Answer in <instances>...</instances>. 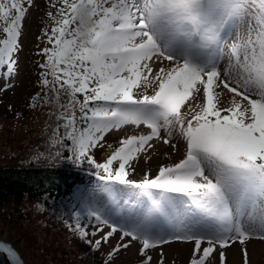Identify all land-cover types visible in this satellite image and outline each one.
<instances>
[{
  "label": "snow or ice",
  "instance_id": "obj_1",
  "mask_svg": "<svg viewBox=\"0 0 264 264\" xmlns=\"http://www.w3.org/2000/svg\"><path fill=\"white\" fill-rule=\"evenodd\" d=\"M35 7L0 0V92ZM44 16L31 106L54 102L50 144L97 178L65 226L108 245L103 264L136 246L140 264H165L174 242L191 245L187 264H227L237 244L249 264L247 244L264 241V0H48ZM158 141L180 158L133 178Z\"/></svg>",
  "mask_w": 264,
  "mask_h": 264
},
{
  "label": "trees",
  "instance_id": "obj_2",
  "mask_svg": "<svg viewBox=\"0 0 264 264\" xmlns=\"http://www.w3.org/2000/svg\"><path fill=\"white\" fill-rule=\"evenodd\" d=\"M39 36L27 53L29 66L34 57L33 95L41 91L37 62L43 58L36 51L44 45ZM37 103L41 114L25 139L18 137L15 125L0 122V239L12 243L25 264H95L93 249H86V242L64 224V219L71 221L70 214L77 210L75 190L95 184L94 166L87 162L77 166L67 158L71 154L65 148L50 144L55 126L50 113L55 111V104ZM57 151L60 157L55 155ZM38 204L45 210L39 211ZM38 231L40 237L35 239ZM63 241L68 247H62ZM0 264H9L2 253Z\"/></svg>",
  "mask_w": 264,
  "mask_h": 264
},
{
  "label": "rangeland",
  "instance_id": "obj_3",
  "mask_svg": "<svg viewBox=\"0 0 264 264\" xmlns=\"http://www.w3.org/2000/svg\"><path fill=\"white\" fill-rule=\"evenodd\" d=\"M36 7L31 10V15L27 18L25 33L23 36V51L20 53L19 70L16 79L13 81V88L0 92V122L4 125L13 124L17 127V135L21 139H25L31 128L34 126L35 121L41 114V107L36 103L35 107H32L31 97L33 96L34 85L36 84V74L32 70L34 57L32 64L29 66V60H27L28 48L30 49L32 43L35 42L37 36L41 34L43 23L46 17L44 13L48 7V0H34ZM39 49L37 48L38 52ZM34 52V50H33ZM28 63V64H27ZM28 65V67H27ZM33 71V72H32ZM4 81L0 80V87H3ZM133 128L126 129L127 134H132ZM123 134H113L108 137L109 142L115 144L117 138H122ZM182 151V149H181ZM106 150H96V157L100 160L104 159ZM168 156H172L173 159L178 160L180 158L179 153L174 152L168 145H164L162 142H155L153 149V159L145 162L141 159L136 163V171L132 173L133 178H140L149 169L154 173L158 166L168 161ZM88 188V187H87ZM80 210L77 207V211ZM90 232L95 230V226L89 227ZM41 231L34 233V238L40 237ZM78 237V236H77ZM79 238V237H78ZM99 237H90L95 239ZM5 240V239H4ZM8 242V240H7ZM117 241L112 240V244ZM58 243V241H57ZM62 247H68L65 241L62 242ZM85 244L86 249H91L92 245ZM249 252V264H264V241L252 240L247 244ZM60 254L63 250L57 249ZM108 245H103L98 251H93V257L95 264H103L106 253L109 251ZM159 251L154 252L153 255L156 259H159ZM164 252L165 264H187L190 257L191 245L181 242H174L171 245H165L162 249ZM227 264H243L242 252L240 246L237 244L234 248L227 252ZM141 257L138 254V246L131 247L126 252H122L115 264H140ZM213 264H217V261H213Z\"/></svg>",
  "mask_w": 264,
  "mask_h": 264
},
{
  "label": "water",
  "instance_id": "obj_4",
  "mask_svg": "<svg viewBox=\"0 0 264 264\" xmlns=\"http://www.w3.org/2000/svg\"><path fill=\"white\" fill-rule=\"evenodd\" d=\"M8 249H11L15 253V256H12L9 253ZM0 253L6 256L9 261V264H25L21 254L11 242H7L3 239H0Z\"/></svg>",
  "mask_w": 264,
  "mask_h": 264
}]
</instances>
